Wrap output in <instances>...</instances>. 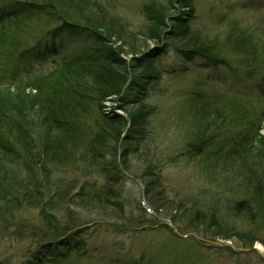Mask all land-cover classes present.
I'll use <instances>...</instances> for the list:
<instances>
[{"label":"rangeland","instance_id":"rangeland-1","mask_svg":"<svg viewBox=\"0 0 264 264\" xmlns=\"http://www.w3.org/2000/svg\"><path fill=\"white\" fill-rule=\"evenodd\" d=\"M41 1L0 0V80L4 77L9 85L0 92V102L5 100L4 106L27 122L18 134L0 127V146L13 149L12 155L10 150H4L9 151L7 156L0 153V186L6 184L0 191V264H264V183L263 196L257 197L248 178L240 177L242 162L237 157L224 162L218 154L215 159L204 155V159L203 150L197 152L193 146L196 141L200 144L195 134L203 135L206 129L213 146L224 140L252 142L256 134L264 136V0H191L190 8L179 7L174 1V11H169L174 20L182 19L191 34L210 42L220 54L212 63L202 58L185 60L171 47L162 54L165 39L158 45L147 36L151 30L162 38L161 30L148 22L143 9L166 5L168 0H95L106 17L123 25L121 41L101 32L107 40L100 44L89 35L66 31L53 49H61L57 58L38 56L36 51L44 47V53L47 44L53 47L52 37L59 26L50 9L57 2L48 4L47 9ZM172 18H164L165 28ZM102 27L103 31L106 26ZM94 46L105 55L119 53L117 60L127 67L125 72L118 63L117 69H110L116 72L109 70L112 75L102 76H114L111 83L114 90L120 87V96L108 94L102 100H90L89 115L83 117L85 121L80 119L85 123L84 143L91 144L89 136L101 128L110 141L109 152L102 159L93 154L76 156L77 152L63 166L49 165L41 158L42 131L36 116L47 105L34 99V90L21 92L18 87L28 81H32L31 87L39 86L53 70L58 71L52 77L57 82L65 78L82 86L89 78L79 71L67 73L64 70L73 67L68 64L65 68L64 63L81 58ZM27 49L31 50L28 57ZM139 59L143 62L136 68L132 63ZM94 68L98 69L89 67L92 72ZM151 73L154 80L145 84L149 95L138 105L137 96H143L141 86ZM123 76L128 77L126 85ZM15 83L19 85L13 86ZM195 95L213 102V98L235 96L245 109L225 103L210 107L199 103L201 100L194 103ZM142 104L149 106L150 115L136 137L132 131L137 127L131 119L146 110ZM52 105L53 111L60 107ZM120 118L126 123L123 129L112 125ZM111 128H116V134ZM128 132L137 142L126 137ZM253 156L246 162L249 167L259 166L251 160ZM65 158L59 156L57 161ZM121 167L127 168L126 176ZM107 177L118 182L110 185L124 208L118 216L80 201L104 185ZM154 181L162 192L157 195L153 187L158 205L164 206L160 211L151 206L147 193ZM57 190L65 191L62 199L54 196ZM32 202L39 206L32 209ZM193 208H206L204 219L213 217L221 236L211 227L194 228L195 223L185 222V218H194ZM223 236L229 239H221ZM52 241L59 245L44 247L57 244ZM250 242L253 247H245ZM65 249L70 251L67 256ZM53 250L60 253L57 259L48 255Z\"/></svg>","mask_w":264,"mask_h":264},{"label":"trees","instance_id":"trees-1","mask_svg":"<svg viewBox=\"0 0 264 264\" xmlns=\"http://www.w3.org/2000/svg\"><path fill=\"white\" fill-rule=\"evenodd\" d=\"M174 1L176 0H168L166 5H161L160 7H158L157 4H155L156 6L154 5L152 7L147 6L145 9H143V15L146 17L148 22H152V25L153 27L156 28V30L157 29L161 30L160 33H161L162 38L154 35L153 32H150L151 30L150 31L148 30L147 36L151 38L153 41H155L158 45L161 44L162 42L161 39L163 40L165 39L166 42L163 41L164 43L162 44H165L167 46L166 48L164 46L161 47L162 49L165 48V50L162 51V54L163 53L166 54L170 50L169 49L167 51V49L171 47L177 52V54L180 57L188 61L189 59H201L202 58L204 61L208 59L207 60L208 63L217 62L218 59L221 57L219 53L214 51V46L210 44V42L203 40L201 36L199 37V36L191 34V32L189 31V28H187V24L182 19L177 18L174 20V16L172 14H169V11H172V10L174 11ZM41 2L47 5V9H49V6L52 5L51 3L57 2L56 3L57 5L53 4V6H51L50 9L54 11V13L53 14L51 13V14L55 18L58 19L57 22H59V26L55 31L56 33L52 37L53 39L52 42H55L53 43V47L51 48L47 44V46H45V49H46V51L44 52L45 54L41 52V50H44V47L41 50L36 51V53L38 52L37 53L38 56L48 55V54L52 56V55L59 54L57 50H53V49L56 48V41L63 39V37L61 38V36L66 31L68 32L77 31L82 35H86V36L89 35L88 37L97 40L98 43L100 44L106 43V40H107L105 37L103 38L101 32L104 33V35L110 36L111 38L113 37H115L116 39L120 38L119 39L120 41L125 33L124 28L122 27L123 25H121L119 20L113 19L112 17L111 18L106 17V14L104 13V9L102 7L100 8V6L95 2V0H42ZM176 3L179 4L178 5L179 7H185V5H187V7L189 8L192 7L191 4H193L191 0H185V1L177 0ZM17 6H19V4H17ZM55 7H58V9H60L58 13L55 10ZM95 11L97 12V14L95 13ZM165 17L167 18L173 17L171 20L169 19L170 20L169 24L171 26L169 25V27L167 28L164 27L165 24L163 22ZM102 25L106 26L104 27L105 29H103V31L100 29V28H103ZM170 27H171V30L167 32L166 29L168 28L170 29ZM177 31H180V33ZM50 48L51 50H49ZM89 50L90 51L87 52L86 55L82 56L81 58H77L75 60H71L69 62L64 63L66 64L65 68H67L68 64L70 65V66L68 65V67H73L69 70L67 68L64 71L66 70L67 71L72 70L74 72L79 71L86 78H89V80L87 79V81L85 80V82L82 83L83 84L82 86L76 85V83L68 82V79L66 81L65 78L63 79L61 78L60 79L61 82L59 81L57 82V80H55L52 77H53V73L58 72V71L53 70L51 71V75H49V77H47L46 79V81H48V84L45 81L42 84H39V86L37 85V86L31 87L32 81H28L27 84L26 83L23 84L26 86L18 87V90L21 92H24L26 90H31V89L32 91L34 90L36 94H34L31 91V93H33L32 95L34 99L38 101L40 100V103L43 105H47V106H43L42 110L40 109L41 110L39 113L40 115L37 113L36 116H37V120L39 121L38 129L42 131V133L40 132L41 133L40 135L42 137L41 138L42 145H43V146L42 145L40 146L41 148H43L41 151L42 152L41 158L42 159L45 158L44 159L45 161L44 160L43 161L47 162L49 165L55 164V166H59V167L63 166L67 164L69 160L72 161V159H74L75 154L77 152L78 153L76 156L80 154L82 156L83 155L90 156L93 154V156H95L96 159L98 158L102 159L104 155L107 154L106 152H109L108 151L109 148H107V144H109L110 141L107 140V135L105 136L103 132L101 133V128H98V130L95 131V133L98 132V134L93 133L91 136L88 135L90 137L91 144H87L86 141H85L86 143H84L83 139L86 140L87 135L82 133V129L85 126V123L83 121H80V119L82 118V120H84L83 117L87 116V114L89 115V113H87L86 110L88 109L90 100L97 99L95 100L96 102L98 101V99L102 100L103 98H106L107 97L106 95L108 94L109 96H112V95H115L116 97L120 96V90H121L120 87L118 90H114L113 83H111L110 77H113L114 79V76H109L108 78H105V79H103L102 76L109 75V74L112 75V73H110L109 70L113 68L117 69V65H119L118 63H120V66L125 67L124 69L125 72H126L127 67L124 65V63H121L119 62V60H117V57H119V53H117L116 55L115 54L111 55V56L105 55L103 54V51H100L99 49L97 50L95 46L90 47ZM29 51L27 49V52H28L27 57L31 54L29 53ZM165 51L167 52L165 53ZM135 52L136 51H134L133 54H135ZM25 55L26 54L21 55L20 58L22 59L25 58ZM31 57H35L34 54H32ZM142 62L143 61H140V59L134 60L132 65L135 66L136 68H139ZM91 65L97 66L99 70L94 68L96 71L92 72L93 70L89 69ZM52 69H55V67H53ZM110 71L116 72L115 70H110ZM123 77L125 78L123 81V85H126L127 83L126 81L128 77L127 76H123ZM156 77H159V76L157 75ZM153 80H154V74L151 73V76L149 75V77L146 78L144 85L141 86V90H140L141 92L139 93L143 94V96H140V95H139L140 97L137 96V99H138L137 104L139 103L138 105L143 103V99H147L149 95L148 88L146 87L145 84L147 83L149 84ZM64 84H65V87H64ZM73 84H75V86H78L79 89H75L73 87ZM17 85L15 83L13 86H17ZM7 86L9 85H6L5 78L3 77L0 80V92L3 91L2 89H6V88L9 89V87ZM49 96L50 98H47ZM121 98L122 99L120 101L122 103L124 97H121ZM126 98H127V95H126ZM213 99H214V102L208 99L206 101L205 100L203 101V98L200 97V95H198V97L197 95H195L193 96L192 100L194 103L201 100L199 103L206 104L207 106H210V107L211 105L212 106L222 105L225 103L224 105L227 104V106L228 105H231V107L239 106L245 109V107L242 104L241 105L239 104L240 101L237 98H235V96H227V97L222 96L219 99L217 98H213ZM128 100L129 99L127 98L126 101ZM2 101L3 103L0 102V127L9 129L13 132H16L17 134L20 133L22 129L25 128V125H27L26 120L22 118V120L20 121L16 111L9 109L8 107L6 108L4 106L6 105L5 100H2ZM234 101H236L237 103H235ZM53 102L56 105L58 104L57 106H60V107L56 106L57 107L56 111H53L50 108V106H53L52 105ZM25 106L27 109H29L28 108L29 106H27V104H25ZM143 107H145L146 110L141 109L139 111V114L132 117L131 119L133 127L134 126L137 127V129H135L136 131L135 130L132 131L134 132L135 134L134 136L136 137L141 132L139 131V129H145V127L148 124V118H149L148 115H150V113L147 115V111L149 110L148 108L149 106L146 107L145 105H143ZM114 123L118 125H122L121 129H123L126 124L123 118L122 120L121 118L119 120H114L112 125H114ZM111 130H112V133L116 134L117 132L116 128H111ZM56 132L58 133V135L56 134ZM257 135L258 134H256L255 136L256 138L252 142L250 140L248 141L247 139H243L242 140L243 142L224 140L222 141L223 143L213 146V143L209 139V136H210L209 130L206 129L204 130L203 135H198L197 133L195 134V136L197 137L196 139L202 145L198 144V142L195 139L194 141H196L197 144L193 143V146L195 147L197 152L201 151L202 153V150H203V153H202L203 155L201 154L202 157H204L205 155L209 159H215L217 156H220L222 157L220 158L222 159L221 162L222 161L224 162L225 159H229L231 156H233V158L237 157V159L240 160V162H242L243 171L240 170V177L243 178L244 176H246L248 178V182H247L248 185H251L253 187L252 193L256 195L257 197L258 196L261 197L263 196V190L261 187H262V183H264V153L261 152V151H264V136H261V135L257 136ZM118 136L120 135L118 134ZM111 137H113V135ZM126 137L130 138L129 132L127 133ZM118 138L119 137H117V140L115 142L118 141ZM130 140H133V142H137L135 138L133 137L130 138ZM92 143H94V145H97L103 148L95 149L96 147L94 145L92 147ZM0 147H1L0 149H3V150H0L1 155H6L9 153V151H4V150H10L11 155L13 154V149H11L10 147L4 146V145H1ZM115 149H113L114 154L116 153ZM89 150L91 151V154L89 153L90 152ZM205 151H207V154L204 153ZM208 152L211 153L210 156ZM14 154L16 155L15 152ZM251 155L252 156L255 155L252 157L251 160L256 161V163H258L259 166H254V164H252V166L249 167V164L248 163L246 164V162H248V158L251 157ZM59 156H65L66 158L62 162H58L57 157ZM40 166L41 167L43 166L41 162H40ZM124 170L125 172H128L127 168H125ZM44 176L46 177L47 175H44ZM113 181L115 180H113L112 178L110 180V177H107L106 178L107 183L105 182L104 185L96 189L93 194L90 195L89 193H87V196L82 198L80 201L87 205H92V206L101 208L99 210L104 211L105 214L106 212H109V211L115 212L114 214L115 216L122 214L124 211L123 205L119 201L120 199L116 195L117 193L114 192L112 187H110V185H113L112 184L114 183ZM117 183L118 182L115 181V184ZM157 183H158L157 181H154L153 183H151V186H148L147 188V193L149 194V197L151 198V202H150L151 206L152 207L156 206L155 207L156 210L160 211L164 209V206L158 205V201H156V198H158L157 195L162 196V192H160L157 188ZM5 185L6 184H3V186H0V191H3V188L6 187ZM155 186H156L155 190L157 191L156 194L158 193L157 195H155V190L153 189V187ZM150 188L151 190H149ZM28 191L29 189L26 188L24 191L26 192L25 195L30 194L28 193ZM64 192H65L64 190L63 191L57 190L56 192H54V196H56V198L62 199L65 194ZM30 197H31L30 195L29 197L25 196L24 200L27 201ZM54 200L55 199L51 201L53 202ZM29 205H31L32 209L37 208L39 206L38 204H34L33 202L32 204H29ZM182 206L183 205L179 204L180 210L183 212H186L185 208L184 207L182 208ZM40 209L44 210V208L42 207H40ZM193 209L195 210L194 218L192 217H191L192 219L185 218V222L195 223L194 228L200 227L202 229L204 228L210 229L211 227L212 229H214L213 231L218 236H221V234L218 232L217 224L214 222L215 221L214 218L211 216H208L207 220L204 219V217L207 218V213H208L206 208H200L199 211L196 208H193ZM166 212L172 214L171 209H168V211ZM209 214L212 215V213H209ZM221 239L228 240L229 238L223 236L221 237ZM55 242L57 243L56 245L53 243L51 245L56 247L57 245H59V243L57 241ZM47 244H50V243H47ZM253 245H254V242H250L246 244L245 247L252 248ZM69 253H70L69 249H65L64 256H67ZM49 254L51 256H55L54 259H57L56 256L60 253L57 250H53V251H48V255ZM54 259H49V260H54Z\"/></svg>","mask_w":264,"mask_h":264},{"label":"bare ground","instance_id":"bare-ground-1","mask_svg":"<svg viewBox=\"0 0 264 264\" xmlns=\"http://www.w3.org/2000/svg\"><path fill=\"white\" fill-rule=\"evenodd\" d=\"M121 169H122V173H123V175H125L126 176V174H127V172H125V170L121 167ZM172 231V230H171ZM172 233H173V231H172ZM62 238H64V237H62ZM52 242H54V241H52ZM56 243V242H55ZM56 245V244H55ZM44 247H47V248H50V247H53L51 244H46ZM45 251V250H44Z\"/></svg>","mask_w":264,"mask_h":264}]
</instances>
